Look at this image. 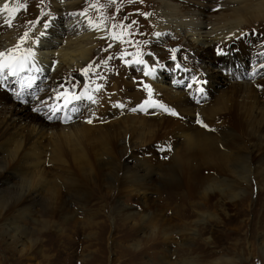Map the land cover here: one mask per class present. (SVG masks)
<instances>
[{"label": "rangeland", "instance_id": "1", "mask_svg": "<svg viewBox=\"0 0 264 264\" xmlns=\"http://www.w3.org/2000/svg\"><path fill=\"white\" fill-rule=\"evenodd\" d=\"M50 1L23 0L21 6L22 12L24 11L23 17L28 18L34 12H45L49 9ZM101 1V9L97 8V11L99 10L101 13L99 17H104L103 21L106 19L107 30H121L125 27L123 23L126 24L124 21L127 19V15L131 16L130 14L137 18V20L128 18L131 21L130 25L140 21L136 26L139 31L138 35L129 33L130 35L128 34L129 36H127L129 38H126V41L130 40V43L126 49L128 53L122 58L121 64L118 66L123 72V76L119 77L117 75L116 77L119 84L118 92L115 93L113 90L115 89L116 82H113L111 79V75L114 74L115 69L109 71V69L101 66L103 64L102 57L110 53V50L106 49V47H102L100 51L96 52V54H100L99 60L89 66V71L93 73H89L88 71L87 73L83 71L79 72L80 80L87 79L85 83L91 86L93 93L96 94L99 89L103 90L106 97L113 98L116 95L122 97L121 100L117 99L111 104V108L118 111V114L115 116H108L104 113L106 112L105 110L101 113L104 106L101 107L98 102L99 108L95 121L99 126L106 124L107 126L105 125L106 127L104 128H108L112 136L110 144L107 146L108 154H104V158L93 154L82 165L69 161L62 164V167L53 163L52 165L48 164L43 167L47 173L44 175H47L50 179L57 178L58 184L70 183L77 185L76 196L79 198L78 204L64 205L61 201L64 194L59 192L55 196L56 201L54 203L51 202L52 204L44 205L43 207L39 206L34 208V210H31L33 209L31 208L29 209L30 215L28 216H21L20 210L19 212L16 211L19 208L15 206L0 207V264H185L186 261L194 262L195 264H217L219 259L222 260L221 262L227 259L232 260L233 264H264V254L260 249L262 238L264 239V164H262L263 167L257 170L259 174L255 172L258 175H254L250 184L251 186H245L246 194L243 195L246 198H243L241 204H237V201L222 204L221 202L219 203L220 199L217 194H206V197L201 192L205 178L209 176L220 177V179L223 176L230 177L218 165L220 163L219 158H221L220 151L211 150L210 152L207 149H203V146L200 149L197 147L192 148L194 145L188 147L180 139L181 135L186 136L187 133H191V131L185 130L186 123L192 117L190 115L191 112L194 111L195 113L193 112L192 114L198 116L200 115L198 108H201V110L203 108L206 112L208 107L217 108V99L220 96L232 94L231 86L227 85V87L217 82L221 81V78H219L211 83L214 89L211 91L209 82H211V79L214 80L213 71L217 67L212 66L205 70H200L190 61L187 62L188 71H195V78H197V73L203 74L200 80L203 82L206 80V87L210 90L209 95L212 97L210 102L205 101L200 103V107L198 106L190 110L189 113V111H181L183 108L169 96L160 94L151 96L147 94L149 90H143L145 86H140L144 80L136 79L134 82H131L128 77L131 73L134 76L137 72L139 75L141 74L145 65L142 62L137 66V60L143 61L144 59H148L145 57L144 51L146 52L152 48L154 50L151 58H155L158 65L162 61L159 70L163 74L164 80L171 81L170 83L173 80L175 84L181 79L183 82L179 87L187 91L188 84L191 83L189 81L194 77L189 75L187 70H183L186 74H184V78H181L178 73L180 69L174 71L175 75L178 74V76L171 74L168 68L171 54L165 50L164 46L158 47L157 41L151 42L148 50L141 49L139 53L138 50L131 52L135 50L133 47L135 43L137 49L144 46L148 47L151 41L149 39L151 34L153 32V35L155 34V30L149 20L150 7L147 4V0H128L126 5L131 4V9H133L131 13H126L125 11L128 10H125L127 9L125 7L122 9L118 8L120 5H123V0ZM94 6V3H91L89 8L93 9ZM109 6L114 9L109 10ZM135 12H140L138 14L139 17ZM97 16L94 14L92 19H96ZM46 22L47 20H43V23ZM114 34L117 37L122 36L118 31H115ZM141 36L142 38H139ZM169 38H166V41H169ZM116 39L119 40L118 38ZM112 41L115 42L114 39ZM174 47H177L178 50L173 51ZM111 48L112 46H110ZM250 48H255V45L252 44V46L249 45L243 49H239L241 60L240 62H236L240 72H244L247 75H249L253 66L252 64L248 65L250 61ZM169 49L174 54L181 52V47L177 44H172ZM155 50L160 52L161 55L155 53ZM157 55L159 60L157 59ZM132 61L136 65L135 70L131 67ZM243 61L245 64L242 65ZM246 67L249 68L247 69ZM8 71L9 69L6 68V74ZM258 71L255 70V72ZM13 72L7 75L10 84L5 91L16 104L18 102V108L24 107L25 112L36 109L39 116L43 118L49 117L48 122L50 123L59 116L63 115V117H66V113L62 114V109L53 112L52 108L44 105L52 98L50 91L53 88V84L50 82L51 79L48 82L47 78H45L46 85L47 87L49 86L48 91L45 90L46 94L36 96L35 101L30 100V96H28L33 92L34 88L38 89L42 86L38 83L43 82L41 73L47 77L45 72L35 69V66L17 69L19 74H13ZM17 75H21L20 78L25 81L30 80L27 84H25V81L21 82L20 80L18 83L16 82ZM251 75L254 77L256 73ZM228 76L231 77V74L229 73ZM31 78L35 81L34 83ZM263 78L264 74L258 77L259 89L257 90L259 91V95L260 93H264ZM126 82L133 84L134 89H131L129 93L142 92L139 93L141 98L139 101L137 100L138 102L130 99L131 95H121V93H125L123 92V84ZM171 85L173 86V84ZM14 86L18 90L13 92ZM195 95H198L197 91L191 92L190 90V97H193L192 100L195 99ZM209 95L201 94L202 97L206 98ZM76 96L78 98L75 97L73 100L74 103H77V105L74 104L75 111L82 114L87 109V100L83 93ZM259 97L260 103L257 106L263 105L262 108H264V96L260 95ZM147 101H152L151 105L153 107H157L156 103H159V101L171 104L177 110L181 107L180 111H178L179 113H184L180 114L186 122H180L158 109L147 111ZM233 101L238 106L241 103L239 97L234 96ZM243 103L245 102H242L241 106L245 110L256 107V104L252 105L250 102ZM231 107L228 105L226 109H230ZM203 110L204 115L205 111ZM226 114L217 115L214 122L212 120L207 121L206 119L201 120V122L204 121L205 123L203 129L200 128L199 124L190 123V125L192 124L191 128L199 130L203 135H214L215 137L219 135L220 130L231 132L234 135L235 143L238 145L237 147L235 146V151L237 150V152H241L242 154L250 138L255 139L256 136H264V122L261 118L254 121L249 129L246 126L244 129H241L234 126L236 118H233V116L231 118L229 112ZM243 114L242 117L246 120V116ZM205 115L207 116V114ZM125 117H138V119L140 118L146 122L144 127L145 143L143 147L138 143L141 133L138 126L133 124L124 128L119 123ZM198 119L200 118H197L196 122ZM241 123L245 124V121L243 120ZM121 127L124 131L123 134H120ZM243 132L246 133L243 134ZM247 134L251 135L247 137ZM254 139L251 142H254ZM126 145L128 147H125ZM259 145H261V148L258 146V149L260 148L259 150L264 151V142L259 143ZM133 146L139 148L132 152L133 156L128 161L129 166L125 167L123 156ZM166 147L169 148L163 151V148ZM229 148L232 147L224 146L225 151H229ZM90 149L91 147H89L88 151L91 152L92 149ZM211 158L212 160H210ZM102 164L105 165L104 168ZM138 167L143 169L141 174L146 175L149 179L148 181L145 179L142 185L139 184L141 182L137 183L136 188H133L134 186L132 187L127 182L129 181L131 172L136 171ZM202 170L203 172H201ZM124 172H129L130 174H124ZM220 205L223 206L222 209L219 208ZM32 211H35V213ZM202 213L214 217L200 223L198 222L200 219L198 215ZM62 214L68 216L69 219L72 218L79 225L83 226V229L82 227L81 229L75 228V223L61 227ZM226 214L228 215L226 216ZM15 217L18 220L20 219L19 224L22 227L17 232L16 243L20 242V237L28 235V233H37L35 234V239H39L37 246L32 250H27L23 255H20L22 247L18 244L16 246L17 251L15 252L12 249H8V242L6 241L8 237L6 238L4 234L5 230L2 227L6 219L13 220ZM91 224L94 225L93 229ZM39 229H42L40 233L37 232ZM28 240V237H22V242L26 244L25 247L28 245ZM29 246L30 244L28 245V249L30 248ZM9 248L11 247L9 246ZM23 256L25 260L20 259Z\"/></svg>", "mask_w": 264, "mask_h": 264}, {"label": "bare ground", "instance_id": "2", "mask_svg": "<svg viewBox=\"0 0 264 264\" xmlns=\"http://www.w3.org/2000/svg\"><path fill=\"white\" fill-rule=\"evenodd\" d=\"M127 2L128 0H123V5H120L118 8L122 9L125 7L127 8L125 10H128L125 12L131 13L133 9H131L130 3L126 5ZM5 3L10 8L16 9V12L11 14L14 16L11 27L4 24L5 18H8L10 14L8 12L0 13V52L7 53L3 58L5 66L0 68V207L15 206L19 208L16 211L19 212L20 210L21 216H28L30 215L29 209L33 208L31 210H34V208L39 206L43 207L44 205L54 203L56 201L55 196L59 192L64 194L61 199L64 205L70 206L79 203V198L76 196L77 185L70 183L58 184L57 178L50 179L47 175H44L46 173L43 168L44 166L48 164L52 165L53 163L62 167V164L69 161L82 165L93 154L100 158H104V154H108L107 146H109L112 139L111 133L108 128H104L107 126L106 124V126H99L95 121V117L98 113L99 103L101 107L104 106L101 113L105 110L106 112L104 113L108 116L117 115L118 111L113 110L111 104L117 99L121 100L122 97H118L117 95L113 98L106 97L103 90L99 89L96 92V96L91 91V86L85 83L87 79L80 80L79 72L83 71L87 73L88 71L89 73H93L89 71V66L99 60L100 54H96V52L105 47L103 43L106 42V45L111 44L113 51L102 57L103 64L101 66L109 69V71L115 69L114 74L111 75V79L113 82H116L115 89L113 90L115 93L118 92L119 84L116 77L117 75L119 77L123 76V72L118 66L121 64L122 58L128 53L126 51L128 48L126 38H129L127 37L130 35L129 33L138 35L139 31L136 26L140 21L130 25L131 21L129 19L137 20V18L132 16V14H130L131 16L127 15L125 22L130 27L125 28V33L128 31L127 34L129 35L121 36L119 40L113 37L112 39L115 42L112 39L107 40L109 41L107 42L105 38L107 36L106 27L108 25H106V19L103 21L104 17H99L101 15L99 10L97 11V8L101 9V0H51L49 9L41 13L34 12L28 18L23 17L24 11L22 12L21 10L23 0H0V8H3ZM91 3L95 5L93 9L89 8ZM147 4L150 7L149 20L155 30L154 36L160 42L166 40L168 37H170L169 41H178L176 44L184 47L188 52L183 55V60L186 62L191 61L200 70H205L212 66L217 67L214 71L212 70L214 80L211 79V82L207 80L210 83L209 87L211 91L214 90L211 83L215 79L221 78V81L217 82L231 86L232 94L229 96L225 94L220 97L218 96L217 108L208 107L207 112L202 108L207 116L203 115L201 108H198L199 112L196 111L200 114L198 116L192 114L194 111L191 112V119L186 123V126L184 125L185 130H189L191 133H187L186 136L180 134V139L188 147L194 145L192 148L197 147L200 149L203 146V149H207L210 152L211 150L220 151L221 155L220 153L219 155L221 158H219L220 163L218 165L224 173L230 175L229 178L223 176L221 179L220 177L212 176L205 178L201 191L202 194H205V196L206 194H217L220 199L219 203L221 202L222 204H229L233 201L241 204L243 198H246L243 195L246 194L245 186H251L250 184L254 175H256L255 172L260 167H263L264 151L259 150L261 148L259 143L264 142V136H256L255 139L250 138L242 154L241 152H237V150L235 151V146L237 147L238 145L235 143L234 135L231 132L220 130L217 137L213 134V136H206L203 133L201 134L199 130L191 128V125L199 124L203 119L214 122L217 115L226 114L227 112H229L231 118L232 116L236 118L234 121L235 128L244 129L246 126L249 129L250 125L259 118L264 122L263 105L257 106L260 103L259 96H264V93H260L259 95V91L257 90L259 89L258 77L264 74V0H147ZM110 9L113 10L114 8L109 6ZM135 13L136 15L140 14V12ZM94 14L98 15L96 19H92ZM43 20H47V22L43 23ZM30 24L31 26H29ZM24 33H28V38L21 43V37ZM153 41L156 40L153 38ZM252 44L255 45V48H250V61L248 65L253 63V66L249 75H247L244 72H240L236 62H240L241 60L238 50L249 45L252 46ZM145 47L143 49L148 50L149 45ZM10 49L13 51L9 52L8 50ZM142 51L141 53H143ZM131 52H135V50ZM155 53L160 54L156 50ZM157 59L159 60L158 55ZM143 63L145 68L139 76H134L133 73L129 75L128 79L131 82H134L136 79L144 80L143 84L140 85L141 87L145 86L143 90L150 89L151 91H155L156 94H149L151 96L160 94L173 98L183 108L181 111H189L190 113V110L198 107L194 105V101L199 100L198 95H195L194 100H192L193 97H190V90L191 92L198 91V78L194 76L193 79L188 80L191 83L188 84L186 91V89L184 90L179 87L183 82L181 79L175 84L173 80L172 83H170L171 81L164 80L163 74L159 70V67H157V60L155 58L144 59ZM243 64H245L244 61L242 62ZM29 66H35V69L45 72L47 77L41 73V78H47L48 82L51 79L50 82L53 84V88L50 91L52 98L44 105L52 108L53 112L62 109V114L66 113V117H63V115L59 116L50 123L48 122L49 117L43 118L39 116L36 109L25 112L24 107L18 108V102L16 104L10 98L11 96L6 93L5 89L10 84L7 75L13 71L19 74L17 69ZM6 68L9 71L7 74L5 72L4 76H1ZM168 68L174 76H178V74L175 75L174 71L180 69L178 73L181 78H184V74H186L183 70H188L184 66V62H179L177 65H171ZM255 70L259 71L255 72ZM229 73L231 77L228 76ZM255 73L256 75L253 77L251 74ZM20 76L16 79L18 83L19 80L21 82L25 81ZM123 87L125 90L123 92L125 93H121V95H131L130 99H134V101L140 100L141 95L139 93L142 92L129 93L131 89H134L133 84L126 82L123 84ZM81 93L86 97L87 109H85L84 113L79 114L78 111H75L74 104L77 105V103H74L73 100L77 97L76 95H81ZM234 96L239 97L241 101L239 106L233 101ZM242 102H250L252 105L256 104L255 110L253 108H250V110L243 109V106H241ZM247 104L249 105V103ZM228 105L232 107L226 109ZM243 113L246 116V120L242 117ZM197 118L200 119L196 122ZM225 118L227 117L225 116ZM243 120L245 124L241 123ZM119 123L124 128L133 124L137 125L141 131L138 143L142 147L144 146L145 121L140 118L138 119V117H125ZM190 123L192 124L190 125ZM122 129L121 127L120 134L124 133ZM248 134L247 137L251 135ZM252 139H254V142H251ZM224 146L232 148H229V151H225ZM258 146L260 147L259 149ZM89 147L92 149H90L91 152L88 151ZM125 147L128 146L126 145ZM138 148L133 146L130 151L128 150L129 152L126 151L123 156L125 167L129 166L128 161L133 156L132 152ZM100 151L101 153H99ZM102 166L103 168L105 167L104 164ZM142 170V168L138 167L136 171L131 172L127 184L136 188L137 183L141 182L139 184L142 185L145 179L148 181L149 177L142 175ZM186 172L189 173L188 171ZM124 174L130 173L124 172ZM222 207V205L219 206L220 209ZM32 212L35 213V211ZM198 217L200 218L198 222L203 223L208 218H213L214 216H207L202 213ZM19 223L20 219L18 220L16 217L13 220H9L8 218L4 221L2 227L5 230L4 234L6 238H9L6 240L8 242V249H12L15 252L17 251L16 246L18 244L22 247L20 250L21 254H19L23 255L27 250H32L37 246L39 239H35V234L37 233H28V235L22 236L23 238H29L27 241L28 245L30 244L29 249L28 245L25 247L26 244L22 242V237H20V242L16 243L17 232L22 228ZM72 223H75V228L81 229L82 227L83 229V226L79 225L72 218L69 219L68 216L62 214L61 227ZM91 226L93 229L94 225L91 224ZM41 231L42 229H39L37 232L40 233ZM92 235L94 236V234ZM260 249L264 254L263 238ZM20 259L25 260L24 256ZM221 261L219 259L217 264H223V262L227 264L232 263V260L228 259L223 262ZM185 264L195 263L186 261Z\"/></svg>", "mask_w": 264, "mask_h": 264}, {"label": "snow or ice", "instance_id": "3", "mask_svg": "<svg viewBox=\"0 0 264 264\" xmlns=\"http://www.w3.org/2000/svg\"><path fill=\"white\" fill-rule=\"evenodd\" d=\"M3 12H8L10 15H9V17L8 18H5V20H4V24L5 25H7V26H9V27H11L12 26V21H13V19H14V16H12L11 14L12 13H15L16 12V9H14V8H10L9 7V5L7 4V3H5L4 5H3V8H0V13H3ZM115 35V34H114ZM28 38V33H24V35L21 37V43H23V41L24 40H26ZM17 47H19V45H17ZM9 52H12L13 50H8ZM29 52H30V50H29ZM7 55V53H5V52H0V68H2V67H4L5 66V64L3 63V58L5 57ZM139 63H142L143 61H138ZM85 71H87V70H85ZM13 74H15L14 72H13ZM146 74H148V73H146ZM149 94H151V90L149 89ZM78 98V97H77ZM157 106H159V107H161V108H163L164 106L163 105H157ZM165 111H168V109H166L165 108ZM173 115H176V113L175 112H173L172 113ZM89 122H91V121H89ZM205 127H207V125H205Z\"/></svg>", "mask_w": 264, "mask_h": 264}]
</instances>
